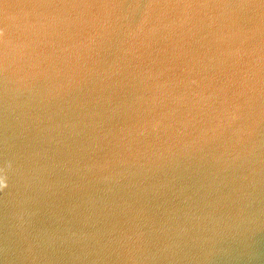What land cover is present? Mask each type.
Instances as JSON below:
<instances>
[{
	"label": "water",
	"instance_id": "95a60500",
	"mask_svg": "<svg viewBox=\"0 0 264 264\" xmlns=\"http://www.w3.org/2000/svg\"><path fill=\"white\" fill-rule=\"evenodd\" d=\"M0 264H264V0H0Z\"/></svg>",
	"mask_w": 264,
	"mask_h": 264
}]
</instances>
